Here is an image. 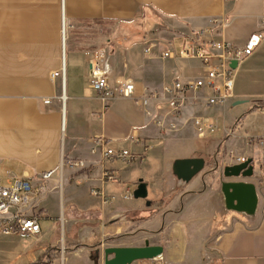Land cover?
<instances>
[{
    "label": "crops",
    "instance_id": "0c3cea01",
    "mask_svg": "<svg viewBox=\"0 0 264 264\" xmlns=\"http://www.w3.org/2000/svg\"><path fill=\"white\" fill-rule=\"evenodd\" d=\"M152 15L173 19L174 30H207L208 38L237 46L258 30L264 36V0H0V186L16 178L43 187L26 212L38 219L40 232L20 251L21 258L30 253L24 264H59L62 237L86 250L84 255L68 249L63 264H96L85 240L100 244L132 235L142 243L113 241L108 247L147 242L162 246L163 253L144 264H196L205 241H212L216 264H264V196H258L253 215L227 212L220 188L227 181L224 168L236 165L229 161L231 155L264 168V148L254 142L264 137V66L237 73L250 75L263 87L261 92L233 94L224 105L212 107L205 105L208 90L190 92L179 117L163 99L152 101L147 109L123 98L104 105L89 88L96 53L102 56L110 83L130 79L136 97L153 90L161 95L165 85L204 75L196 61L186 66L190 60L159 58V51L171 43L115 38V30L124 24H143ZM151 43L157 48L146 55L144 49ZM262 54L264 37L239 65ZM61 68L63 80L52 78ZM242 104L248 106L229 114ZM206 115L214 119L216 131L200 138L192 119ZM106 146L140 158L105 159ZM192 158H202L203 169L187 183L178 180L173 162ZM62 159L81 160L84 167L59 170ZM135 163L144 168L142 174ZM51 170V178L38 179ZM134 179L137 185L145 183L147 191L151 187L150 197L147 193L145 199H134L127 184ZM92 190L100 196H93ZM126 190L132 194L129 199H124ZM0 238L18 244L25 240ZM161 239L167 244H160Z\"/></svg>",
    "mask_w": 264,
    "mask_h": 264
},
{
    "label": "built area",
    "instance_id": "2783aa9c",
    "mask_svg": "<svg viewBox=\"0 0 264 264\" xmlns=\"http://www.w3.org/2000/svg\"><path fill=\"white\" fill-rule=\"evenodd\" d=\"M261 24L264 26V15ZM209 34V31L201 30L175 38L171 45L166 50L159 51L158 55L161 59L196 61L204 71L202 77L185 82L175 81L165 85L161 89V95L153 90L146 95L136 97L135 86L130 79H120L114 86L110 83L106 71L102 68V56L100 53H96L90 64L92 76L88 82L89 88L104 105L111 99L123 98L134 100L137 105L147 109L152 101L163 99L171 114L176 117L180 116L190 92L206 89L210 95L205 98V105L208 107L224 105L232 98L234 73L238 65L256 51L264 36L263 32L258 30L252 33L243 45L237 46L222 40L210 39L208 38ZM156 48V44L151 43L144 49V53L150 55L152 50ZM232 61L237 63L235 69L230 67ZM63 76V68L52 74V78L60 77L61 80H63ZM45 102L49 103L48 100ZM146 114L150 115V112L146 110ZM192 124L197 137L200 138L204 137L206 133L216 131L214 119L207 115L193 117ZM254 142L257 146L264 148V137H257ZM102 155L105 159L123 162H131L140 158V156L127 150L114 149L108 146L103 149ZM246 160L245 157H233L231 155L229 161L231 164H240ZM65 166L70 169L82 168L84 162L81 160L64 161L62 159L58 169L61 170ZM53 174L54 170L47 171L38 176V179L48 180ZM42 189V186H39L38 189L34 188L28 179L16 178L9 186H0V236L28 238L39 234L38 219L26 216V212L33 206L36 194ZM91 193L93 196H100L96 190H92ZM131 197L132 194L126 190L124 199ZM103 200L108 201L106 198Z\"/></svg>",
    "mask_w": 264,
    "mask_h": 264
},
{
    "label": "rangeland",
    "instance_id": "374dc122",
    "mask_svg": "<svg viewBox=\"0 0 264 264\" xmlns=\"http://www.w3.org/2000/svg\"><path fill=\"white\" fill-rule=\"evenodd\" d=\"M150 21H146L143 24H140L138 21H132L129 23L124 24L120 31L114 32V36L122 38L125 37L129 41L133 42H139V43H149V42H161L163 44L172 43L173 39L178 38L180 36L189 35L187 32H180L178 30H174L173 28V19L166 18L159 15H152ZM101 47V45H100ZM190 64H196L193 62H185L184 65L189 66ZM264 66V54H262V57L255 58L250 62V64H244L239 65L238 69L234 73V87L232 90V95L237 93H248V94H257L262 91L263 87L261 85H257L254 82H252V79L250 75H244V72L241 71L239 74L238 71L240 69H262ZM247 104H242L234 107L229 114L234 111H237L239 109H243L247 107ZM230 114V115H231ZM224 119H229V115L226 114ZM221 123V121H220ZM241 149H244L245 146L242 142H240ZM250 149V148H249ZM259 157H263L262 153L257 154ZM134 166L139 167L140 165H137V163L134 164ZM258 166V165H257ZM255 167L253 165V175L250 178H246L245 180L250 181L249 183L254 184L256 187L257 196H264V168L262 167ZM140 170L135 169L139 174H142L144 168L140 166ZM231 178H226V182ZM235 179V178H233ZM239 179V178H238ZM218 180V179H217ZM221 180V178L219 179ZM136 179L129 181L127 183L131 190L134 191L137 184L135 183ZM145 182V181H144ZM147 182V180H146ZM2 184H5V180L3 179ZM147 193L148 197L151 195V187H149ZM259 198V197H258ZM227 212H230L227 210ZM132 235L131 239H115V238H109L103 243L98 244L97 242L91 241L88 242L85 240L84 243H89L87 247H89L91 250H88L87 252L90 253L91 261L96 264H103V249L105 247H108V244H111L113 241L120 245H129V244H139L142 243V241H137ZM34 237H28V238H22L25 239L21 241V243H15L14 241L6 240L0 238V264H24V261L29 259L30 253L25 255L24 257H19V253L22 250H25V246H28ZM47 241L50 242V239L47 238ZM80 242V241H79ZM160 244L164 245L167 244L166 240H159ZM71 240H68L67 238L62 237L60 239V242L58 244V262L59 264H63L66 252L68 249H79L80 251H83L82 253L85 255L86 250H84V245L79 244H70ZM81 243V242H80ZM218 255L216 250L212 248V241H205L202 248L199 251V254L196 259V264H216L218 262ZM152 261V260H148ZM160 262V261H159ZM146 262L138 261L134 262L133 264H144ZM64 264H73L72 262L66 260Z\"/></svg>",
    "mask_w": 264,
    "mask_h": 264
},
{
    "label": "water",
    "instance_id": "95a60500",
    "mask_svg": "<svg viewBox=\"0 0 264 264\" xmlns=\"http://www.w3.org/2000/svg\"><path fill=\"white\" fill-rule=\"evenodd\" d=\"M237 63L232 61L230 67L235 69ZM243 101H237L240 104ZM204 166L202 158L176 159L172 164L173 175L182 182H189L195 177ZM226 178H250L253 175V165L251 159L245 162L226 166L224 168ZM224 199V206L228 211H234L245 215L255 213L258 196L254 184L244 181L222 182L220 185ZM134 199H145L147 197V187L142 181L139 182L133 191ZM163 253L160 245H149L147 242L139 247H106L103 249V264H133L138 261L155 260Z\"/></svg>",
    "mask_w": 264,
    "mask_h": 264
},
{
    "label": "bare ground",
    "instance_id": "6f19581e",
    "mask_svg": "<svg viewBox=\"0 0 264 264\" xmlns=\"http://www.w3.org/2000/svg\"><path fill=\"white\" fill-rule=\"evenodd\" d=\"M62 98V97H61Z\"/></svg>",
    "mask_w": 264,
    "mask_h": 264
}]
</instances>
